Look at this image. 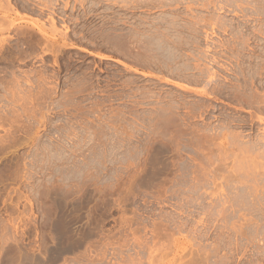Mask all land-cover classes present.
I'll use <instances>...</instances> for the list:
<instances>
[{
  "label": "rangeland",
  "instance_id": "1",
  "mask_svg": "<svg viewBox=\"0 0 264 264\" xmlns=\"http://www.w3.org/2000/svg\"><path fill=\"white\" fill-rule=\"evenodd\" d=\"M48 1L0 30V264H264V0Z\"/></svg>",
  "mask_w": 264,
  "mask_h": 264
},
{
  "label": "bare ground",
  "instance_id": "2",
  "mask_svg": "<svg viewBox=\"0 0 264 264\" xmlns=\"http://www.w3.org/2000/svg\"><path fill=\"white\" fill-rule=\"evenodd\" d=\"M14 1H16L14 3ZM52 1V0H51ZM70 0H67L64 7H63V10H67L70 8L71 12H76L78 11L77 7L75 5H71ZM86 1L88 0H76V2H79L80 3V6L84 7L86 6ZM106 1H112V0H106ZM118 1V0H117ZM212 1V0H211ZM191 2V1H190ZM218 2V1H217ZM227 2V1H226ZM243 2V1H242ZM58 3V0H55V3H53V5H57ZM210 3V2H209ZM219 3V2H218ZM23 4L21 7L26 9L27 11L30 9V10H36L35 8H38V11L40 12V14H44V11L45 10H50L52 7V3L50 4V1L48 0H0V30L2 32H6V31H9L11 30L12 28H16L18 25V21L20 22L23 18H20V13H19V9L20 8V5ZM88 4V3H87ZM185 4V3H184ZM196 4V3H195ZM33 7H31V6ZM89 5V4H88ZM213 5V4H212ZM19 6V7H18ZM94 6H99L98 4L94 5ZM211 6V5H209ZM237 6V5H236ZM235 6V7H236ZM243 6V5H242ZM166 7V6H165ZM202 7V6H201ZM205 7V6H204ZM231 7V6H230ZM85 8V7H84ZM217 8V7H216ZM234 8V7H233ZM237 8V7H236ZM235 8V9H236ZM213 9V8H212ZM241 9V8H240ZM54 10V9H53ZM216 10V9H215ZM238 10V9H237ZM236 10V11H237ZM10 11H12L11 13H14L16 15V18L14 20H10V16L12 14H10ZM219 11V10H218ZM221 11V10H220ZM240 11V10H239ZM214 12V11H213ZM231 14V13H230ZM245 14V13H244ZM242 15V14H241ZM12 17V16H11ZM205 17V16H204ZM247 17V16H246ZM57 15L54 11L50 12L49 14V21L51 22V24L53 25V29L55 28V31H56V26H57ZM214 18V17H213ZM222 19V18H221ZM207 20H210L209 18ZM225 20V19H224ZM222 21V20H221ZM227 21V20H226ZM184 22V21H182ZM169 23V22H168ZM180 23V22H179ZM194 23V22H193ZM219 23V22H217ZM228 23V22H227ZM225 24V23H224ZM153 25V24H152ZM173 25V24H171ZM181 25V24H180ZM183 25V24H182ZM221 26V24L219 25ZM170 27V26H169ZM231 27V26H230ZM258 27V26H257ZM58 28V27H57ZM171 28V27H170ZM39 29V28H38ZM62 29V28H61ZM174 29V28H173ZM191 29V28H190ZM64 37L66 36L68 30H69V27L68 26H65L64 27ZM170 30V29H169ZM184 30V29H183ZM196 30V29H195ZM223 30V29H222ZM168 31V30H167ZM172 31V30H171ZM259 31V30H258ZM39 32L43 35V36H46L45 35V32L43 31V29H39ZM62 32V30H61ZM169 32V31H168ZM176 32V31H175ZM181 32V31H180ZM224 32V31H223ZM244 32V31H243ZM260 32V31H259ZM57 33V31H56ZM60 33V32H59ZM168 34V33H167ZM206 34V33H205ZM168 36V35H167ZM170 36V35H169ZM179 36V35H178ZM165 38V37H163ZM168 38V37H167ZM171 38V36H170ZM161 39V38H160ZM159 39V40H160ZM209 39V38H208ZM162 40V39H161ZM158 41V40H157ZM170 41V40H169ZM180 41V40H179ZM163 42V41H160V43ZM171 42V41H170ZM167 43V42H166ZM165 44V43H164ZM209 44V43H208ZM168 46V45H167ZM166 46V47H167ZM163 47H165V45H163ZM177 47V46H176ZM169 49V48H168ZM105 58V57H104ZM210 65V63H209ZM200 66V65H199ZM206 66V65H205ZM208 66V65H207ZM199 69V68H198ZM209 69V68H208ZM202 70V69H201ZM216 75V74H215ZM201 76V75H200ZM214 80V79H213ZM211 81V80H210ZM208 82V81H207ZM212 82V81H211ZM205 94V93H204ZM206 95V94H205ZM208 95V94H207ZM262 119V118H261ZM262 122V121H261Z\"/></svg>",
  "mask_w": 264,
  "mask_h": 264
}]
</instances>
